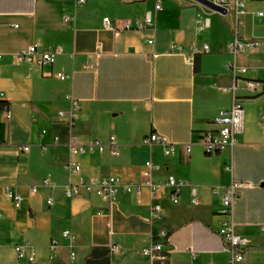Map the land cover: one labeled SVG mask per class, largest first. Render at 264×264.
Returning a JSON list of instances; mask_svg holds the SVG:
<instances>
[{"label":"crops","instance_id":"0c3cea01","mask_svg":"<svg viewBox=\"0 0 264 264\" xmlns=\"http://www.w3.org/2000/svg\"><path fill=\"white\" fill-rule=\"evenodd\" d=\"M156 4L0 0V107L8 104L12 113L9 121L0 111V187H11L23 199L16 208L0 194V264H145L140 251L152 243L159 227L150 221L153 201L148 188L140 194L120 191L111 210L94 193L67 198L65 187L77 180L68 170L71 160L81 165L86 178L115 176L125 184L142 183L144 164L150 160L157 167L155 182L175 176L197 188L198 206L191 204L190 185L181 188L179 204L171 202L168 188L161 200L171 234L167 264H228L218 233L222 207L213 189L242 185L234 221L251 243L240 264H264V96L238 92L245 123L233 147L208 156L201 144L202 133L214 128L219 112L233 102V79L226 68L232 60L227 45L233 38V15L210 14L212 10L195 0H161L160 10ZM148 13L152 26L104 28L106 17L135 26ZM259 13L264 14V0H250L241 37L257 39L260 46L238 61L248 69L246 79L264 82V15ZM199 16L210 19L202 33L196 28ZM215 32L221 36L214 37ZM206 44L209 54H191ZM32 45L39 53L56 48L62 53L43 67L20 62L16 54ZM173 46L184 48V53L174 52ZM57 73L71 78L62 81ZM225 97L227 105L222 104ZM70 98L81 106L72 127L59 116L68 110ZM153 132L178 144L173 156L166 157L160 146L143 145ZM72 135L103 142L114 136L119 155L72 157ZM55 136L60 137L58 143ZM46 178L51 185H44ZM33 187H38L35 194ZM65 230L76 238L74 260L71 244L62 236ZM26 245L34 248L35 263L19 259L16 248ZM111 246L117 248L114 255Z\"/></svg>","mask_w":264,"mask_h":264},{"label":"built area","instance_id":"2783aa9c","mask_svg":"<svg viewBox=\"0 0 264 264\" xmlns=\"http://www.w3.org/2000/svg\"><path fill=\"white\" fill-rule=\"evenodd\" d=\"M250 0H212L216 5L223 7L227 11V15H233V38L227 45V52L231 55L232 60L226 64L227 70L230 72L233 83L229 88L232 93L233 102L228 110H221L218 118L215 120V127L202 133L201 144L205 153L208 156H214L221 154L233 147L237 142V137L244 131L245 123V109L243 104L238 99V92L240 90H246L253 94H261L264 96V82L246 79L245 76L248 73V69L239 64L238 58L242 54H247L257 50L260 46V41L257 39H245L239 34V26L245 27L243 17L247 14V4ZM79 4H84L85 0H78ZM156 10L162 8L161 0H157ZM213 12V11H212ZM214 14H217L213 12ZM220 15V14H218ZM263 13L257 14L258 17H263ZM221 17H225L220 15ZM104 28L111 31L121 30H138L154 24L153 16L151 13L146 14L144 21L137 25H132L130 22L123 21L121 24H117L109 17L103 20ZM210 27L209 17L199 16L196 20L197 32L202 33ZM173 51L177 53H184V48L173 46ZM62 53L61 48H56L52 51L39 53L38 46L32 45L29 48L22 50L16 54L17 59L25 64H36L40 67L45 65H52L58 55ZM209 45H204L202 48H194L192 55L209 54ZM3 54L0 52V61ZM2 70L0 66V76ZM57 77L62 80H68L71 78L69 74L57 73ZM243 82V87L239 86V83ZM4 94L0 92V102L2 101ZM0 111L3 113L7 120L12 119V113L8 104H2ZM81 114V106L79 100L69 99V108L66 111H60L59 116L63 120V123L68 126H73L79 119ZM262 130L264 133V114L262 115ZM46 134V131L42 132ZM60 141L59 136L54 137V142ZM69 149L72 157H80L89 154H104L109 153L113 156H118V143L114 136L110 137L107 142H103L97 139H91L88 141H82L75 135H72L69 140ZM145 146H160L163 148L164 155L166 157L173 156L178 148V144L171 142L168 137L159 134L157 132L151 133L143 140ZM28 148L25 147L24 150ZM192 151L191 146H187V152ZM68 170L72 176L76 177V182L71 183L65 187V196L67 198L79 197L83 194H96L103 202H105L109 210L114 205L117 196L120 191L127 194L137 193L140 194L144 188H148L151 199L153 201L150 209V221L158 224V231L154 236V239L150 245L143 248L140 251V255L145 261V264H167L169 261V255L171 252L170 244V231L165 224L166 213L161 204V200L167 196L166 189H170V200L173 204H179V194L181 188L186 185H190L187 182L179 181L175 176H168L165 183L155 182L153 180V174L157 170L156 165L152 161H147L144 164L142 175L144 181L140 184H125L122 180L115 176L110 177H92L86 178L82 175L81 165L71 160L68 164ZM44 185H51L50 178L44 180ZM192 199L191 204L194 206L200 205L198 198V191L195 186H192ZM242 185L231 184L227 187H216L213 189V194L217 196L221 203V229L219 235L225 244V252L228 254V264H240L245 262V253L250 246V240L239 234L237 231V225L234 221V206L237 198L239 197V189ZM38 192V187L31 188V193ZM0 194L5 196L8 200L12 201L16 208H19L22 204V196L15 192L11 187H0ZM52 200H48L47 204L51 205ZM103 214V211L98 212ZM1 215V211H0ZM63 238L68 240L71 244V260H74L76 253L74 251L75 236L70 231H63ZM18 257L20 260H28L30 263H35V250L32 246H18ZM29 250L27 255L26 250ZM110 254L114 255L117 248L111 246L109 248ZM192 259L195 260L196 254L190 250Z\"/></svg>","mask_w":264,"mask_h":264},{"label":"water","instance_id":"95a60500","mask_svg":"<svg viewBox=\"0 0 264 264\" xmlns=\"http://www.w3.org/2000/svg\"><path fill=\"white\" fill-rule=\"evenodd\" d=\"M195 1L204 5L205 7L209 8L210 10H212L213 12H215L217 14H220L223 16L227 15L226 9L216 5L215 3L212 2V0H195Z\"/></svg>","mask_w":264,"mask_h":264},{"label":"rangeland","instance_id":"374dc122","mask_svg":"<svg viewBox=\"0 0 264 264\" xmlns=\"http://www.w3.org/2000/svg\"><path fill=\"white\" fill-rule=\"evenodd\" d=\"M210 14H214V13L212 12V13H210ZM242 20L244 21V19H242ZM238 31H239L240 36H243V35L245 34V30L243 29L242 26H239ZM213 35H214V37H216V38L219 37V36H221V34H220V33H217V32L213 33ZM207 36H212V33L210 32ZM227 103H228V97H225V98L223 99V101H222V104H223V105H227Z\"/></svg>","mask_w":264,"mask_h":264}]
</instances>
